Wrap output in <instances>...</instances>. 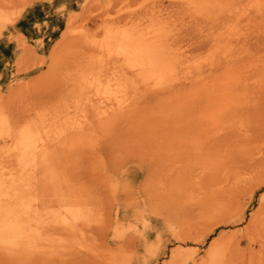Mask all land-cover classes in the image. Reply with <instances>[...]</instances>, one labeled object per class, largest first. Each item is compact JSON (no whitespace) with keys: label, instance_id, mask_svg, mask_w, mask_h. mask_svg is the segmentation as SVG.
<instances>
[{"label":"rangeland","instance_id":"rangeland-1","mask_svg":"<svg viewBox=\"0 0 264 264\" xmlns=\"http://www.w3.org/2000/svg\"><path fill=\"white\" fill-rule=\"evenodd\" d=\"M121 35L158 38L170 76L123 63ZM225 64L250 91L216 116L202 80ZM260 79L264 0H0V264H264ZM250 169L231 212L203 218Z\"/></svg>","mask_w":264,"mask_h":264},{"label":"bare ground","instance_id":"bare-ground-1","mask_svg":"<svg viewBox=\"0 0 264 264\" xmlns=\"http://www.w3.org/2000/svg\"><path fill=\"white\" fill-rule=\"evenodd\" d=\"M155 32H153V35L160 33L157 31H155ZM153 35H152V37L157 36L158 34L154 35V36ZM159 35H158V37H159ZM161 37H162V35H161ZM149 38H151V35H149V36L147 35V37H143V36L141 37L139 35H137L135 37L121 35L118 38H116L115 42L117 43L118 46L120 43L121 47H122V51L120 53V54H122V57H121L122 62L123 63L126 62V64L129 65L130 67H137L136 71H139V72L140 71H147L145 78H162L161 76H158L159 73H164V78H168L170 76V73H171L170 71H172L173 66H172V64L169 65V62L168 63L162 62V60H161L162 58H160L161 56H159V52H158V48H160V44L158 42H157L158 43L157 46L153 44V42L154 41L156 42V40H158V38L154 37V38H157V39H154V41H151V40L149 41ZM160 54H161V51H160ZM130 60H133V62H131ZM118 61L120 62V59L116 60V62H118ZM235 68H237V65H235V64H232V65L231 64L230 65L225 64V66H222L221 68H219V70H217L220 72L219 74H217V72L215 71L216 74H215V72H213L215 74L213 76V73H211V70H209L208 74L203 77L202 86H201L202 87V94H203V103H204V109L208 113L211 112L213 109H214L213 113H214V111H215V114L219 113V112H216V110L218 111V109H217L218 105H216V104H219L221 102V105L223 107H224V105H228V106L231 104L233 105L236 103L235 101L239 102V100L242 99V96H244L243 94H244L245 90H246L245 95L247 94V90H249V88H248L249 85L247 83H245V80H243L244 78L231 77L233 75L232 72H233V70H235ZM209 73H211L212 75H210ZM247 85H248V87H247ZM253 88H254L253 89L254 95H256V97H254V100L256 98L257 102L259 103V105L257 104L259 106L258 108H260L257 110L262 111V107H264V80H261V79L258 80L257 86H255ZM251 94H253V93H251ZM246 99H249V97ZM244 100H245V97H244ZM241 102L242 101H240V103ZM242 104H243V102H242ZM244 104L249 105L248 101H247V103H244ZM215 105H216V107H214ZM232 105H231V108H233ZM246 105H244V107ZM235 106H236V104H235ZM239 106H240V104H238V107ZM246 108H248V107H246ZM250 108L254 110L253 106ZM256 108H257V106L255 107V109ZM124 109L122 107L118 108V109L117 108L113 109L114 112H112L110 114V117H113L114 115H116V117H119V116L122 117V114H124V112H125V111H123ZM226 109H228V107ZM233 109L236 110L237 108L235 107ZM241 109H243V108H241ZM241 109H240V111L243 112V110H241ZM247 112L248 111H246V113ZM208 113H206V116L208 115ZM215 114H214V121L216 122ZM210 116H211V113H210ZM216 116H217V114H216ZM212 117H213V115H212ZM209 118L211 119V117H209ZM209 118H208V120H210ZM218 122H219V120H218ZM218 122H216V124H218ZM205 123L207 126L208 123L207 122H205ZM211 123H213V120L211 121ZM212 126H208L204 129L205 134L209 133ZM215 129H217V128H215ZM23 137H24L23 140H24V145H25L26 150H28V151L31 150V146L33 144V140H31V136L27 134V135H24ZM262 137H264V136H262ZM262 140H264V139H262ZM262 149H264V148H262ZM26 153H27V151H26ZM259 153H261V156H264V150H261V152H259ZM256 161H258V160H256ZM252 174H253V170H251V169L247 172H241V173L235 172L234 176L232 177L233 182L227 185L226 191L223 193V195L220 196L218 199H214V200L210 201L204 207L203 218L217 219V218L226 217L229 214V212H231L230 209L232 208L234 198L236 197V192H239V190H241V188L244 187V185L246 184L247 181L254 178V175H252ZM13 201H15V199ZM9 205H10V207L7 206L8 208H6L7 211L9 210V212H8L9 219L7 221L5 230L8 232L9 237H11L10 239H13V241L17 240V242H19L24 237L23 230L27 227V224H26L27 220L25 221L23 218H20V214H17L18 210L16 209L17 211H15V205L16 204L14 205L12 202H10ZM27 205L23 204V206H21L20 212L22 215L24 213L25 214L28 213V210H27L28 206ZM18 215H19V217H18ZM207 259L208 260H207L206 264H216V261L218 260L217 253H212V252L209 253L207 255Z\"/></svg>","mask_w":264,"mask_h":264}]
</instances>
